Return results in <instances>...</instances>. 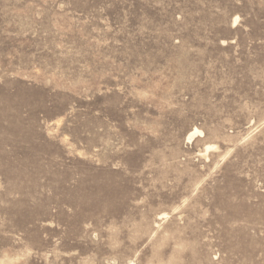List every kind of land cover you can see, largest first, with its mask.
I'll use <instances>...</instances> for the list:
<instances>
[{
  "label": "rangeland",
  "instance_id": "rangeland-1",
  "mask_svg": "<svg viewBox=\"0 0 264 264\" xmlns=\"http://www.w3.org/2000/svg\"><path fill=\"white\" fill-rule=\"evenodd\" d=\"M0 264H264V0H0Z\"/></svg>",
  "mask_w": 264,
  "mask_h": 264
},
{
  "label": "bare ground",
  "instance_id": "bare-ground-1",
  "mask_svg": "<svg viewBox=\"0 0 264 264\" xmlns=\"http://www.w3.org/2000/svg\"><path fill=\"white\" fill-rule=\"evenodd\" d=\"M201 134H202V132H199L197 129H193V131L190 132V134H188L186 141H187V142H190V141H192L194 138L199 137V135H201ZM214 149H215L214 146H211V145H205V149H204V151H205V153H208V152H211V151L214 150ZM204 151H203V152H204Z\"/></svg>",
  "mask_w": 264,
  "mask_h": 264
}]
</instances>
